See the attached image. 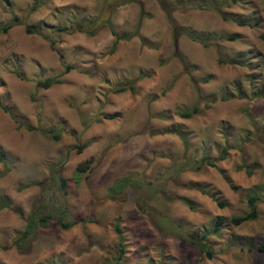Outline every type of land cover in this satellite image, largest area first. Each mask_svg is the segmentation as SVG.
<instances>
[{"label":"rangeland","instance_id":"obj_1","mask_svg":"<svg viewBox=\"0 0 264 264\" xmlns=\"http://www.w3.org/2000/svg\"><path fill=\"white\" fill-rule=\"evenodd\" d=\"M5 23L0 264H264V0H0Z\"/></svg>","mask_w":264,"mask_h":264},{"label":"trees","instance_id":"obj_2","mask_svg":"<svg viewBox=\"0 0 264 264\" xmlns=\"http://www.w3.org/2000/svg\"><path fill=\"white\" fill-rule=\"evenodd\" d=\"M38 0H33V2L34 3H36ZM35 7H36V4H33V6H32V10L33 9H35ZM141 13H142V8L139 6V15H141ZM220 14V16L223 18V19H228V18H230V16H228L227 14L225 15V14H223V13H219ZM231 19V18H230ZM167 20L169 21V23L171 24V27H172V34H171V38H172V48H173V54H178L177 53V46H176V34H175V28H174V26H172V21H171V19L170 18H168L167 17ZM232 20V19H231ZM14 22H18L17 21V18H15L14 19ZM237 23V25H239V26H241V22H236ZM92 24H89V26L87 27V29H86V31H85V33H87V35H89V36H91V35H93L94 34V31L93 30H91V28H90V26H91ZM242 25H246V23L245 24H242ZM248 25V24H247ZM11 28V23H5V24H3V25H0V34H5V33H7V31L9 30ZM111 29V28H110ZM26 32H28L29 33V29H26L25 30ZM110 33H111V35L112 36H114V38H115V40H118V39H126L127 37L126 36H117L113 31H112V29L110 30ZM227 40H233L234 39V36L233 35H230V36H228L227 38H226ZM179 60L181 61V63H182V59L179 57ZM228 63H236L235 61H228ZM70 69V67L69 66H65V70H69ZM194 83V82H193ZM39 85L40 86H42V87H44V88H47L48 86H49V84L48 83H45V84H41V83H39ZM194 86H195V91H196V94L197 95H199V92H198V90H197V88H196V85L194 84ZM123 90V88H119V91H122ZM199 97V96H198ZM208 100H210V99H208ZM199 112V110H198V106L197 105H193L191 108H189V109H186V110H183L180 114H179V117L180 118H182V119H188V118H190L192 115H195V114H197ZM10 118L11 119H13L15 122H17L16 121V119L14 118V116L13 115H10ZM18 125H22L21 123L19 124L18 123ZM28 128V127H27ZM28 129H30V128H28ZM42 133H44V132H42ZM49 133H52L51 134V138L53 139V140H57L58 139V133L57 132H55V130H50L49 131ZM175 133H177V132H175ZM45 134V133H44ZM223 159V156H221V158H218V160H222ZM206 164L207 165H209V166H212V164L210 163V162H206ZM80 167H83L82 166V164H79L78 166H77V170H76V172H82V171H84L85 170V168L83 167L81 170L79 169ZM59 182H60V188L63 190V187L65 186V181H64V179L63 178H61V177H59ZM248 204H249V211L246 213V214H244V215H242V216H239V217H232V218H230L229 219V222L232 224V225H239V224H241V223H243V222H245V221H249V220H252V219H254L255 218V212H256V209H255V205H254V199H249L248 200ZM32 212V211H31ZM37 213V212H36ZM35 213V214H36ZM33 214V213H32ZM37 215V214H36ZM48 217L47 216H43V215H40V214H38L37 215V217L35 218L36 220V223L38 222V223H44L45 222V220L47 219ZM222 218L221 217H217V218H215V220H214V226H213V229H212V232L214 233V232H217L218 231V228H219V225H220V223L222 222ZM33 222V221H32ZM33 223H35V222H33ZM72 225H74V222H59V227L62 229V230H65V229H68L69 227H71ZM115 232L117 233V227L115 226ZM31 231H32V225L31 226H27V227H25V229L22 231V233L20 234V237H19V239H18V242L19 243H21L22 241H24L25 239H26V237L31 233ZM191 238H192V243H194L197 247H198V249H199V251L200 252H203L208 258H210V256H211V254H210V251H209V249L208 248H206V247H204V245L199 241V242H197V241H195L194 240V238H193V236H190ZM118 248H119V252H118V255H117V257H116V261L117 262H115L114 264H118V261L121 259V257L123 256V253H124V251H123V245L119 242L118 243ZM256 251L258 252V253H260V254H263L264 253V241L263 242H261V243H259L257 246H256Z\"/></svg>","mask_w":264,"mask_h":264}]
</instances>
